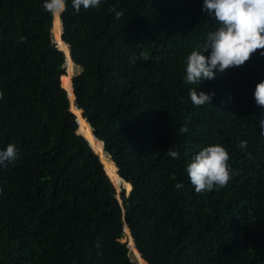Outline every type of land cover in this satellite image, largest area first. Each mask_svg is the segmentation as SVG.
<instances>
[{"label":"trees","instance_id":"trees-1","mask_svg":"<svg viewBox=\"0 0 264 264\" xmlns=\"http://www.w3.org/2000/svg\"><path fill=\"white\" fill-rule=\"evenodd\" d=\"M43 3L0 0V149L17 148L0 165V264H146L143 254L151 264H264L260 51L188 84L187 57L218 27L204 0H101L79 13L67 0L74 62ZM141 54L149 59L133 63ZM192 88L214 93L211 104L193 105ZM213 144L228 150L232 179L197 194L186 168ZM104 165L128 188L123 203Z\"/></svg>","mask_w":264,"mask_h":264},{"label":"clouds","instance_id":"clouds-1","mask_svg":"<svg viewBox=\"0 0 264 264\" xmlns=\"http://www.w3.org/2000/svg\"><path fill=\"white\" fill-rule=\"evenodd\" d=\"M100 5L101 0H72V6L77 13L81 7L87 10ZM43 8L51 16L54 25L59 21L58 28L62 29V16L67 10V0H44ZM111 10L115 12L117 19L123 15L115 8ZM202 10L217 22L218 27L208 33L202 52L193 50L187 57L186 83L200 85L205 80L215 79L216 72L223 73L229 68L243 66L257 51L264 56V0H204ZM204 52H209V55L205 56ZM148 59L141 54L134 57L132 62ZM253 95L256 105L264 109V80L256 84ZM213 96L214 93H205L196 88L189 90L190 101L195 106L211 104ZM2 98L3 93L0 92V99ZM259 128L261 136H264V113L259 117ZM240 146H246V142H241ZM168 155L173 159L179 158L176 150L170 149ZM15 159L16 145L9 143L4 149H0V165ZM229 159L228 150L221 144L207 146L192 157L186 171L197 194L228 185L232 179ZM175 187L181 189L183 185L177 183Z\"/></svg>","mask_w":264,"mask_h":264},{"label":"rangeland","instance_id":"rangeland-1","mask_svg":"<svg viewBox=\"0 0 264 264\" xmlns=\"http://www.w3.org/2000/svg\"><path fill=\"white\" fill-rule=\"evenodd\" d=\"M54 33V32H53ZM54 40H55V37H54ZM55 42H56V44H58L57 43V41L55 40ZM67 58V57H66ZM68 69V68H67ZM82 70V68H81V66L80 65H78V64H76L75 63V65H74V71H73V75L71 76L72 77V79L75 77V75H77L80 71ZM68 73H69V71H68ZM66 91H67V93H68V96H69V91L66 89ZM69 100H70V97H69ZM76 103V102H75ZM70 109L71 110H74L73 109V106H72V102H71V100H70ZM76 115V114H75ZM80 129H81V127H80ZM91 129V128H90ZM85 133V132H84ZM92 137H93V139L94 140H98V139H96V137H94V135H92ZM93 144V143H92ZM100 156V155H99ZM108 157H104V162L102 161V163L103 164H106V162H107V166H108V168L109 169H111V170H113L114 169V164L112 163L113 161L111 160V157L109 156V155H107ZM104 167H105V165H104ZM105 170H106V172H107V169H106V167H105ZM108 173V172H107ZM109 175V174H108ZM116 186V185H115ZM116 188V191H117V195L118 196H120V201L122 202L123 200H122V198H121V195L123 194V193H125L126 195H129V194H127L129 191H128V188H127V186H126V190L123 188V189H119V188H117V186L115 187ZM131 187H130V192L129 193H131ZM127 226V225H126ZM129 230H130V228H129ZM131 233V232H130ZM131 235H132V233H131ZM122 241H124V242H127L128 243V245H129V247H130V253H131V257L134 259V260H136L137 261V259H136V256H135V253H134V251H133V249L131 248V246H130V237H129V235L127 234V231H126V229H125V227H124V231H123V239H122ZM138 262V261H137ZM140 264V263H139Z\"/></svg>","mask_w":264,"mask_h":264},{"label":"water","instance_id":"water-1","mask_svg":"<svg viewBox=\"0 0 264 264\" xmlns=\"http://www.w3.org/2000/svg\"><path fill=\"white\" fill-rule=\"evenodd\" d=\"M63 22V21H62ZM53 26H54V23H52V29H53ZM53 32H54V29H53ZM54 34V33H53ZM63 24H62V31H61V39L64 41V39H63ZM65 42V41H64ZM58 45V44H57ZM68 45V47H69V54H70V56H71V49H70V46H69V44H67ZM58 47H59V45H58ZM60 48V47H59ZM60 49H62V48H60ZM63 50V49H62ZM64 51V50H63ZM65 52V51H64ZM66 54V53H65ZM67 57V56H66ZM72 57V56H71ZM73 59V58H72ZM74 61V60H73ZM66 62H67V58H66ZM72 89H73V94H74V97H75V101L77 100V93H76V85H75V81H74V78L72 79ZM83 109V108H82ZM73 113H74V111H72ZM75 114V113H74ZM83 117L86 119V120H88V124H89V126H90V128L93 130L92 131V134L94 135V137H96V139H99V140H101L98 136H97V134H96V131H95V129H94V127H93V125H92V122H91V120L89 119V117H86V116H84V109H83ZM78 120V119H77ZM79 122V121H78ZM79 132L82 134V135H84L85 137H87L85 134H83V132L80 130V125H79ZM87 139L90 141V139L87 137ZM102 141V143H103V147H104V142H103V140H101ZM90 144L92 145V143L90 142ZM92 147H93V145H92ZM93 149H94V151L97 153V151L95 150V148L93 147ZM104 150H105V148H104ZM105 153H106V155H109L106 151H105ZM98 154V153H97ZM99 155V154H98ZM100 157V156H99ZM100 159H101V157H100ZM102 160V159H101ZM111 160L113 161V163H114V166L116 167V172H117V174L118 175H120L119 174V172H118V166H117V164H116V162L114 161V159H112L111 158ZM108 172V171H107ZM109 174V173H108ZM110 176V175H109ZM120 177H122L121 175H120ZM110 178H111V176H110ZM123 178V177H122ZM124 179V178H123ZM111 180H112V178H111ZM125 181H127L126 179H124ZM112 182H113V180H112ZM128 183H130V187H131V190H132V188H133V186H132V183L131 182H129V181H127ZM113 184H114V182H113ZM114 186H115V184H114ZM116 187V186H115ZM119 198H120V196H119ZM121 202V201H120ZM121 203H123V201L121 202ZM128 227V226H127ZM131 231V230H130ZM132 233V232H131ZM133 235V234H132ZM134 239H135V237H134ZM136 240V239H135ZM137 245V244H136ZM141 251V250H140ZM142 252V251H141ZM143 254V253H142ZM143 256H144V259H145V261L148 263V264H151L149 261H148V259L146 258V256L143 254Z\"/></svg>","mask_w":264,"mask_h":264},{"label":"bare ground","instance_id":"bare-ground-1","mask_svg":"<svg viewBox=\"0 0 264 264\" xmlns=\"http://www.w3.org/2000/svg\"><path fill=\"white\" fill-rule=\"evenodd\" d=\"M61 31H62V29H61ZM60 38H61V33H60ZM56 40V39H55ZM57 41V40H56ZM61 41H63L62 39H61ZM64 42V41H63ZM57 43H58V41H57ZM64 43H66V42H64ZM67 44V43H66ZM58 45H59V43H58ZM60 47V46H59ZM68 52H69V47H68ZM70 55V54H69ZM70 58H71V60L73 61V59H72V57L70 56ZM88 122V121H87ZM99 140V139H98ZM99 141H101V140H99ZM91 142V141H90ZM92 143V142H91ZM132 237H133V239H134V236L132 235ZM134 243H135V246H136V240L134 239ZM143 258V257H142ZM144 259V258H143ZM145 260V259H144ZM145 263L146 264H148L146 261H145Z\"/></svg>","mask_w":264,"mask_h":264},{"label":"snow or ice","instance_id":"snow-or-ice-1","mask_svg":"<svg viewBox=\"0 0 264 264\" xmlns=\"http://www.w3.org/2000/svg\"><path fill=\"white\" fill-rule=\"evenodd\" d=\"M58 24H59V21H57V23H56V27L58 28ZM57 39L59 40V36H57ZM130 187V186H129Z\"/></svg>","mask_w":264,"mask_h":264}]
</instances>
